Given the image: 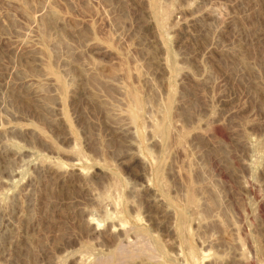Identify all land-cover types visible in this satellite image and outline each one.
<instances>
[{"label":"rangeland","instance_id":"rangeland-1","mask_svg":"<svg viewBox=\"0 0 264 264\" xmlns=\"http://www.w3.org/2000/svg\"><path fill=\"white\" fill-rule=\"evenodd\" d=\"M0 264H264V0H0Z\"/></svg>","mask_w":264,"mask_h":264}]
</instances>
